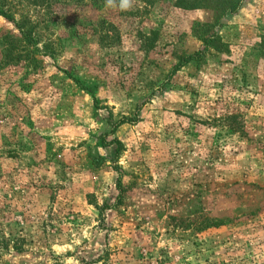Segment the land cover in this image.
<instances>
[{
	"label": "rangeland",
	"instance_id": "obj_1",
	"mask_svg": "<svg viewBox=\"0 0 264 264\" xmlns=\"http://www.w3.org/2000/svg\"><path fill=\"white\" fill-rule=\"evenodd\" d=\"M51 5L29 64L0 17V264H264V0Z\"/></svg>",
	"mask_w": 264,
	"mask_h": 264
},
{
	"label": "trees",
	"instance_id": "obj_2",
	"mask_svg": "<svg viewBox=\"0 0 264 264\" xmlns=\"http://www.w3.org/2000/svg\"><path fill=\"white\" fill-rule=\"evenodd\" d=\"M52 0H0V17L11 23L15 34H5L1 37L3 45L2 62L4 64L13 62L29 64L33 62L32 56L35 52H43L48 56L53 53L51 43L48 41L38 49L39 38L37 24L30 20V9L37 10L39 16H52ZM244 0H173V6L182 10L206 9L215 13H233ZM38 16V15H37ZM39 17V18H41ZM52 21L51 19L46 20ZM45 22V21H42ZM206 44L208 41H204ZM212 41H209V43ZM193 55L185 57L188 61ZM228 119V118H227ZM232 119V117H229ZM5 246L0 240V248ZM15 252H20L17 246H13Z\"/></svg>",
	"mask_w": 264,
	"mask_h": 264
},
{
	"label": "clouds",
	"instance_id": "obj_3",
	"mask_svg": "<svg viewBox=\"0 0 264 264\" xmlns=\"http://www.w3.org/2000/svg\"><path fill=\"white\" fill-rule=\"evenodd\" d=\"M106 6L114 7L115 0H106ZM132 7V0H119V8L121 11H127Z\"/></svg>",
	"mask_w": 264,
	"mask_h": 264
}]
</instances>
